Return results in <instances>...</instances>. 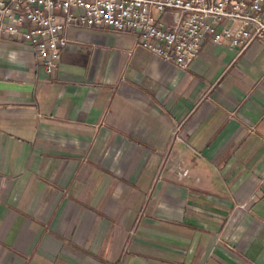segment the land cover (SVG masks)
<instances>
[{
	"label": "crops",
	"instance_id": "1",
	"mask_svg": "<svg viewBox=\"0 0 264 264\" xmlns=\"http://www.w3.org/2000/svg\"><path fill=\"white\" fill-rule=\"evenodd\" d=\"M67 34L52 73L0 41V264H264V38Z\"/></svg>",
	"mask_w": 264,
	"mask_h": 264
},
{
	"label": "built area",
	"instance_id": "2",
	"mask_svg": "<svg viewBox=\"0 0 264 264\" xmlns=\"http://www.w3.org/2000/svg\"><path fill=\"white\" fill-rule=\"evenodd\" d=\"M74 26L135 33L138 47L189 68L206 40L228 42L240 55L263 39L264 0H0V41L28 43L47 73L56 69Z\"/></svg>",
	"mask_w": 264,
	"mask_h": 264
}]
</instances>
